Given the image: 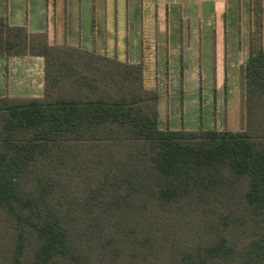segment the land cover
I'll list each match as a JSON object with an SVG mask.
<instances>
[{
  "label": "trees",
  "instance_id": "obj_1",
  "mask_svg": "<svg viewBox=\"0 0 264 264\" xmlns=\"http://www.w3.org/2000/svg\"><path fill=\"white\" fill-rule=\"evenodd\" d=\"M245 128L160 126L142 63L0 16L42 97H0V264H264V0H250Z\"/></svg>",
  "mask_w": 264,
  "mask_h": 264
},
{
  "label": "rangeland",
  "instance_id": "obj_2",
  "mask_svg": "<svg viewBox=\"0 0 264 264\" xmlns=\"http://www.w3.org/2000/svg\"><path fill=\"white\" fill-rule=\"evenodd\" d=\"M109 1L103 34L106 53L121 61L143 64L147 87L160 95L162 128H245L243 67H232L235 51L246 47L245 15L242 22L235 19L230 25L229 19L223 24L213 17L203 23L199 20L202 8L198 3L193 6L194 0H188L183 9L179 0H170L164 9L154 0H139V14L134 13L132 0L130 4L129 0ZM243 2L246 8L247 0ZM229 4L236 6V0H229ZM18 8L19 14L25 15V3ZM160 13L165 17H159ZM80 27L82 35L94 37L92 19H83Z\"/></svg>",
  "mask_w": 264,
  "mask_h": 264
},
{
  "label": "crops",
  "instance_id": "obj_3",
  "mask_svg": "<svg viewBox=\"0 0 264 264\" xmlns=\"http://www.w3.org/2000/svg\"><path fill=\"white\" fill-rule=\"evenodd\" d=\"M132 1V4L135 6L134 13L139 14V10L137 12L139 0ZM154 1L157 3V6L159 5L158 7L164 9L168 6L170 0ZM21 2L22 4L25 3V15L23 13L19 14L17 10ZM109 2V0H0V16L7 15L12 25H27L31 32H48L52 43L62 44L67 41L69 44L81 46L85 50L108 55L106 53L107 48L103 43V34L109 17ZM197 3L202 8L200 13L199 11L197 12V16L199 13V20L203 23H206L213 17L216 22L220 21L223 24H226L229 19L230 25L232 20L235 19L238 22H242L245 15L248 22L246 47L240 46L238 52L235 51V60L231 61L233 68H237L238 66L243 67L249 57L250 0H247L246 8H244L243 0H236V6H230L229 0H194L192 5L197 6ZM178 5L183 9L188 5V0H179ZM167 12L169 13V11ZM181 15H183V10H181ZM159 17L164 18L165 14L160 13ZM83 19L85 22H89L91 19L95 22L94 28L96 32L94 37L91 34L87 36L84 33L82 35L80 24ZM71 23L72 28L70 27ZM225 28L227 33V27ZM89 30L91 31V29ZM241 37L243 39L242 33ZM137 46H139V43H137ZM137 48L139 49V47ZM43 95L44 59L42 57L6 58L0 56V97L35 98L42 97ZM159 113L161 120L160 103ZM186 128L194 129L189 126ZM225 129L228 128L225 127Z\"/></svg>",
  "mask_w": 264,
  "mask_h": 264
}]
</instances>
